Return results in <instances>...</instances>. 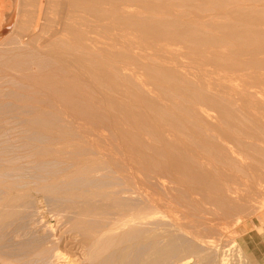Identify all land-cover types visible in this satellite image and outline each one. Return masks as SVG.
Here are the masks:
<instances>
[{"label": "bare ground", "instance_id": "1", "mask_svg": "<svg viewBox=\"0 0 264 264\" xmlns=\"http://www.w3.org/2000/svg\"><path fill=\"white\" fill-rule=\"evenodd\" d=\"M35 3L17 38L0 13V233L36 217L14 263L228 264L264 190V0Z\"/></svg>", "mask_w": 264, "mask_h": 264}, {"label": "rangeland", "instance_id": "2", "mask_svg": "<svg viewBox=\"0 0 264 264\" xmlns=\"http://www.w3.org/2000/svg\"><path fill=\"white\" fill-rule=\"evenodd\" d=\"M9 2H10V0H0V13L1 14L7 12V10L10 9ZM13 3H14L13 4L14 6L12 8V11H13L12 12L13 14H12V17H11L12 19H11V21H10L8 26L5 25V27H6L5 28V32L6 33L9 32L10 29H11V32H13V33L10 32L11 34L8 33V35H9L8 39H10V37H16L17 36L16 35L17 33L15 34V31H13V30L17 29L16 28L17 24L20 23L18 21H23L24 20V21L28 22L29 19H31V22L34 23L35 22L34 21V17L39 16L40 13H41V9L39 7H37V4L35 3V0H13ZM67 15L68 14L65 11H60L59 16L56 17V18L59 21L63 22V20L65 19V17ZM74 16H76L75 19L77 20L81 16V14L77 13ZM54 19H55V17H54ZM16 21H17V23H16ZM3 23L4 22H3V17H2V18H0V26L3 25ZM11 25H13V27ZM10 26L12 28H10ZM14 27H15V29H13ZM4 35H5V33H4ZM16 38H14V39H16ZM240 161L242 163H247V160H245V159H241ZM225 172H223V174L229 175V172H227V171H225ZM261 172H264V170H261ZM257 183L255 185H258V186H255V188L261 186V184H257ZM244 185H246V183H244ZM258 189H260V188H258ZM255 200H256V202H255ZM248 205H250V206H248ZM248 205H246L247 209L249 207L250 208L247 210V213H245V215L244 214H242V215L241 214L234 215L233 218H231L230 225H229V228L227 229V232L221 234L220 236L217 235L215 237L216 239L221 237V238H219V241L217 243L219 245L218 248H223L225 250L228 249L231 252L230 260L228 261V264L229 263L230 264H264V262H263V258H264V190H263V192L261 194H259V195L257 194L256 197H253L248 202ZM27 211L30 214L33 212L31 209H30V211H29V209H27ZM250 212H252L253 214L250 213ZM26 213L27 212L23 213V215L19 214L20 216H22V218L20 216L17 218V216H16V217L12 218L13 221L12 220H6L7 222H5V224L8 223L9 221H11L10 223H12L11 225L13 227L10 225V223H8V226L10 225L9 227H11V229H9L7 225H5L4 229L0 233L2 235V240H0L1 241L0 242V255H1L0 256V264H17V263H14V262H16V260H17L16 258H19V254L21 253L19 251L29 249L27 247V245H30V242H32V241L35 242V239L37 240V238L34 237V234H32V233H34L32 231V229L28 228V226L30 224H32V223H30L32 221V220L30 221V218L32 216H34V214L32 213L33 215L31 214L32 215L31 216L30 214H26ZM24 214H26L28 216H31V217H27ZM236 216H238V217H236ZM245 216H247V217H245ZM34 217H32V218H34ZM19 218L22 220V222L24 220L25 225L21 222V220H19ZM28 218H29V220H28ZM25 220H27L28 222L25 221ZM15 222H17V224L19 222H21L23 225H21L20 223L18 225H20V227L23 226V228H21V229L18 228L19 226L16 225ZM27 223L28 224L30 223V224L28 225ZM26 225H28V226H26ZM16 226H17V229H16ZM25 226L27 228H25ZM30 227L32 228L31 225H30ZM26 229H29V230H26ZM11 232H13V233H11ZM30 233L32 234L31 236H30ZM3 235H4V237H3ZM29 237H31V238H29ZM32 237H34L35 239L33 240ZM25 240L26 241L27 240L28 241L31 240V241L28 242V244L26 245L27 242ZM228 241H229V244H228ZM21 242L22 243L25 242V243L22 244ZM10 244H12V245H10ZM33 244H35V243H33ZM222 245H223V247H222ZM21 247H23V248H21ZM19 248H20V250H18ZM8 252L10 254H12L15 257V259H14V257H12V260H11V258L6 255V254H8ZM18 252H19V254L17 255ZM239 254H240V256H239ZM215 257L217 259V254L216 253H215ZM216 259H215V262L217 264ZM9 260L12 263H10Z\"/></svg>", "mask_w": 264, "mask_h": 264}, {"label": "crops", "instance_id": "3", "mask_svg": "<svg viewBox=\"0 0 264 264\" xmlns=\"http://www.w3.org/2000/svg\"><path fill=\"white\" fill-rule=\"evenodd\" d=\"M263 262H264V258H263Z\"/></svg>", "mask_w": 264, "mask_h": 264}]
</instances>
